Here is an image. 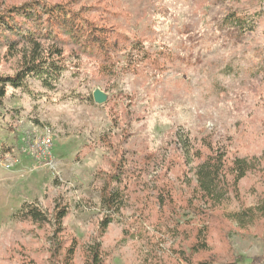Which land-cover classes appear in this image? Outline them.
Wrapping results in <instances>:
<instances>
[{"label": "rangeland", "instance_id": "obj_1", "mask_svg": "<svg viewBox=\"0 0 264 264\" xmlns=\"http://www.w3.org/2000/svg\"><path fill=\"white\" fill-rule=\"evenodd\" d=\"M26 3L70 6L113 48L65 45L54 89L31 79L0 107V264H62L73 241L75 264H91L97 242L102 264H186L173 249L198 226L188 152L209 145L258 169L213 210L205 254L264 264V217L242 227L233 216L264 199V0H0V14ZM231 11L254 14L256 30L224 24ZM21 47L0 46V75L20 68ZM116 177L124 206L102 229L101 191ZM163 188L171 200L159 207ZM24 202L48 220L15 215ZM57 207L67 214L58 235Z\"/></svg>", "mask_w": 264, "mask_h": 264}, {"label": "trees", "instance_id": "obj_2", "mask_svg": "<svg viewBox=\"0 0 264 264\" xmlns=\"http://www.w3.org/2000/svg\"><path fill=\"white\" fill-rule=\"evenodd\" d=\"M225 23L240 34H251L258 26L254 14H247V12L227 13ZM102 32V27L97 26L95 22L70 6L50 8L40 3H26L0 14V46H6L11 50L20 49L21 46L28 49L24 54V61L14 74L0 75V107L4 104L10 89L27 87L28 80L39 81L43 87L49 90L54 89L62 74L68 70L66 59H64L65 45L75 43L82 51L91 52L95 49L100 50L103 56L107 54L113 47L108 46L111 44ZM262 72H264V59L260 66V73ZM188 153L198 161L194 172L195 186L192 188L195 195L193 201L198 203L194 207L196 210L193 212L192 219L198 223V226L195 227L194 238L186 246L179 245L174 248L173 252L186 264H215L214 258L205 254L211 249L209 225L213 210L223 205L228 193L233 192L237 195L239 182L250 171H256L258 168L254 162L244 157L229 158L225 150L211 145L208 146L206 153L199 148L194 150L189 148ZM121 181L120 177L113 178L111 182H114L115 186L110 184L101 191V200L108 210V215L102 222V229L108 227L115 214L124 206L125 193L119 187ZM157 199L159 207L169 204L170 191L159 193ZM258 214L264 217V199L257 208H244L233 216L239 221V225L244 227L248 222L255 223L257 216L260 217ZM15 215H22L37 223L48 220V216L42 209L30 202H24ZM66 215L65 208H56L54 220L57 235L63 231L62 222ZM61 247V249L64 248L62 264H75L77 242L73 241L68 246ZM89 254L91 264H102V248L99 242L91 246ZM238 263L235 261L228 264ZM52 264H59V262L55 261Z\"/></svg>", "mask_w": 264, "mask_h": 264}, {"label": "built area", "instance_id": "obj_3", "mask_svg": "<svg viewBox=\"0 0 264 264\" xmlns=\"http://www.w3.org/2000/svg\"><path fill=\"white\" fill-rule=\"evenodd\" d=\"M45 140H46V141H45V143H44V144H48V145H49V144H50V142H51V138H50V137H47V138H45Z\"/></svg>", "mask_w": 264, "mask_h": 264}]
</instances>
